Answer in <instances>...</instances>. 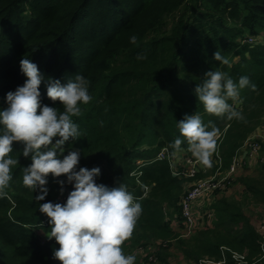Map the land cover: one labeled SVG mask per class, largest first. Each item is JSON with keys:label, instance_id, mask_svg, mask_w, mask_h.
I'll list each match as a JSON object with an SVG mask.
<instances>
[{"label": "trees", "instance_id": "trees-1", "mask_svg": "<svg viewBox=\"0 0 264 264\" xmlns=\"http://www.w3.org/2000/svg\"><path fill=\"white\" fill-rule=\"evenodd\" d=\"M260 34L264 0H0V110L8 106L6 94L27 79L22 58L35 63L45 78L39 88L42 104L61 111L63 106L47 97L46 81L50 77L63 85L82 74L92 100L73 117L81 136L66 143L63 155L79 151L78 167L100 168L97 184L123 183L141 204L134 233L122 245L124 253L134 254L135 264H171L177 250L188 263L225 257L227 264H235L231 254L236 251L247 264H264L260 235L245 211L248 206L264 208V163L233 176L227 187L239 184V197L215 194L208 206L212 216L183 236L171 220L181 218L179 201L188 178L173 174L172 164L181 167L176 158L191 153L185 142L172 164L156 158L163 146L170 155L169 145L180 136L177 122L198 113L208 130L211 122L220 136L213 166L202 165L196 176L230 165L246 138L264 123ZM133 35L136 44L130 43ZM217 50L228 65L213 59ZM140 53L146 59L137 60ZM210 70L237 81L247 76L257 85L255 91L241 90L242 103L229 100L234 107L239 103L243 120L204 111L194 89ZM22 147L13 143L11 155L18 166L6 195L0 196V264H60L53 258L59 245L48 239L50 225L40 224L45 214L39 211V203H58L60 185L50 174L48 195L36 202L39 190L22 183V168L31 164Z\"/></svg>", "mask_w": 264, "mask_h": 264}, {"label": "clouds", "instance_id": "clouds-1", "mask_svg": "<svg viewBox=\"0 0 264 264\" xmlns=\"http://www.w3.org/2000/svg\"><path fill=\"white\" fill-rule=\"evenodd\" d=\"M136 42V36H131L130 43ZM143 59H146L145 54L137 55V60ZM213 59L229 64L219 50L213 54ZM20 68L27 79L14 92L6 94L8 106L0 110V196L6 195L5 189L13 179L12 169L18 166V159L11 155L13 143H20L22 155L31 158V164L22 168V183L33 192L39 190L36 202L48 195L50 174L60 185L61 194L65 184L74 189L66 203H39V211L49 218L48 239L54 238L59 245L53 258L60 264H135L136 256L126 255L122 245L134 233L142 214L141 204L123 183L117 182L116 187L97 184L100 168L78 167L79 151L63 155L66 143L81 136L73 117L81 115V104L87 105L92 100L89 81L82 74L63 85L58 79L48 78L47 97L54 103L58 101L63 106L61 111L42 104L39 88L45 78L38 66L22 58ZM245 88L255 91L257 85L247 76L237 81L223 71L210 70L205 72L194 93L206 113L228 120H243L237 108L242 103L240 92ZM229 100L239 103L234 107ZM177 127L180 136L169 145L170 155L177 157L185 150L182 144L186 142L192 157L205 168H211L220 130L211 122V130H208L209 126L198 113L186 115L177 122ZM61 176L66 180L58 179Z\"/></svg>", "mask_w": 264, "mask_h": 264}, {"label": "built area", "instance_id": "built-area-1", "mask_svg": "<svg viewBox=\"0 0 264 264\" xmlns=\"http://www.w3.org/2000/svg\"><path fill=\"white\" fill-rule=\"evenodd\" d=\"M251 39V38H250ZM264 127V123L262 126ZM261 147V143L258 139V135L248 136L241 146L240 150L233 156L230 165L225 169L221 170L217 167L213 173L198 177L196 176L197 172L202 169V165L191 155H182V159L179 157L176 158V163L180 164L181 167L172 164V156L169 155L168 149L166 146L161 147L157 154L156 158L163 159L167 158L172 164V172L173 174L186 176L188 179L185 183L184 192L180 197V211L181 218L178 220L172 219L171 225L173 228H178L180 230V234L183 236H187L195 231L197 227L203 222V219L210 218L212 216V210L208 207L200 213L194 208L195 200L201 196L207 194H219L227 187V182L232 178L234 174H236L239 167L246 163V158L250 159L254 157ZM242 149L245 150L242 153ZM216 156H218V151L215 152ZM179 161V162H178ZM219 161V158H218ZM220 162V161H219ZM72 191L71 187L66 186L64 188L63 196L59 197L58 203H66L68 194ZM49 218L46 215H43L41 218L40 224L47 223ZM253 227L255 231L260 235V247H261V256L264 257V212L260 214V216L252 221ZM139 253H143V251L139 250ZM232 259L235 264H247L244 254L233 251L231 254ZM151 260L152 258L149 257ZM153 260V259H152ZM192 264H227L225 257L216 259L213 257H204L200 259L199 263L191 262Z\"/></svg>", "mask_w": 264, "mask_h": 264}, {"label": "crops", "instance_id": "crops-1", "mask_svg": "<svg viewBox=\"0 0 264 264\" xmlns=\"http://www.w3.org/2000/svg\"><path fill=\"white\" fill-rule=\"evenodd\" d=\"M261 126H262V124L259 125L258 127H256L253 130V132L249 135V136H251V135L257 136L258 135V139H260V142H262L258 153L254 157H251L250 159L246 158L245 165H247L249 168H251V170L253 168L255 169L257 167L258 163H264V127H261ZM242 150H243L242 153H244L245 150L244 149H242ZM179 158L182 159L181 156H179ZM240 172H242V170L238 169L236 172V175L239 174ZM238 186H240V185L238 184ZM212 199H213V194H211V193L204 195V196H201L195 200L194 208L197 211H199L200 213H202L205 210V208H208L209 203L211 202Z\"/></svg>", "mask_w": 264, "mask_h": 264}, {"label": "rangeland", "instance_id": "rangeland-1", "mask_svg": "<svg viewBox=\"0 0 264 264\" xmlns=\"http://www.w3.org/2000/svg\"><path fill=\"white\" fill-rule=\"evenodd\" d=\"M257 37H259V36H257ZM257 37H256V40H257ZM260 37L262 39H264V35L260 34ZM238 169H241L243 172H246V171H250L251 170V168H249L248 166H244V165H242ZM235 175L236 174H234L233 176L235 177ZM241 190H242V187L241 186H238V184H232L231 183L230 185H228V187L225 188V190H223L222 192H220L217 196H220L222 194H227V195H236L237 197H239V194H240ZM57 196L60 197L59 195H57ZM61 197H63V196H61ZM61 197H60V199H61ZM245 211L250 215V218L252 220H255V219H257L260 216V214L262 212H264V208L254 207V206H248V207L245 208ZM38 233L41 234V230L40 229H38ZM151 261H153V260H151ZM170 262H171V264H192V263H188V262L185 261V259L183 258L180 250H177L170 257Z\"/></svg>", "mask_w": 264, "mask_h": 264}]
</instances>
